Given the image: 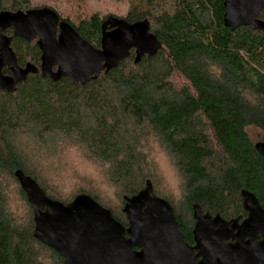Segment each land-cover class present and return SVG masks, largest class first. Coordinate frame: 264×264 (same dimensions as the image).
<instances>
[{"label": "trees", "instance_id": "1", "mask_svg": "<svg viewBox=\"0 0 264 264\" xmlns=\"http://www.w3.org/2000/svg\"><path fill=\"white\" fill-rule=\"evenodd\" d=\"M28 5L29 0H0V13L26 12ZM223 14V0H136L120 19L128 24L147 20L149 33L161 45L154 56L134 64L131 50L116 68L84 85L67 79L52 83L37 73L14 93L0 91V264H40L42 253L50 264H66L33 238V210L14 176L18 170L47 198L67 205L86 195L125 228L124 198L137 195L149 181L190 242L193 205L225 221L244 218L240 193L246 190L264 210V160L249 135L254 129L264 137V31H231L223 25ZM108 17L66 21L100 48L101 26ZM259 19L264 21V10ZM8 35L17 64L39 69L36 41L25 42L11 31ZM20 136L34 151L19 150L15 141ZM149 140L178 174L177 205L158 193L145 172ZM67 143L119 194L117 212L94 190L65 199L48 189L42 168L50 170L56 150ZM9 182L27 209L24 222L13 210Z\"/></svg>", "mask_w": 264, "mask_h": 264}, {"label": "water", "instance_id": "2", "mask_svg": "<svg viewBox=\"0 0 264 264\" xmlns=\"http://www.w3.org/2000/svg\"><path fill=\"white\" fill-rule=\"evenodd\" d=\"M223 25L231 31L248 27L264 31L259 14L264 0H223ZM25 42L37 39L40 67L17 65L10 39L3 31ZM58 36L56 37V32ZM161 45L149 33L147 20L128 24L109 16L101 26L100 48L81 38L73 27L50 8L0 13V91L14 93L29 74L56 83L67 79L84 85L107 73L134 51L133 63L152 57ZM8 68V75L2 69ZM264 160V140L255 144ZM33 210V238L55 251L66 264H264V210L256 197L242 190V209L247 217L238 224L219 215L203 214L192 206L195 245L186 244L170 205L156 197L152 185L124 198L123 227L111 213L86 195L63 205L47 198L38 185L21 171L14 174ZM260 236L261 240L257 241ZM235 241L227 244V240Z\"/></svg>", "mask_w": 264, "mask_h": 264}, {"label": "rangeland", "instance_id": "3", "mask_svg": "<svg viewBox=\"0 0 264 264\" xmlns=\"http://www.w3.org/2000/svg\"><path fill=\"white\" fill-rule=\"evenodd\" d=\"M136 3V0H29L28 10L39 8H50L61 18L77 22L79 19H89L92 15L99 18L114 16L122 18L128 11L130 4ZM174 82L179 86L182 81L175 78ZM251 139L259 143L264 137L260 132L254 129L249 130ZM15 145L22 153L28 154L34 151V146L26 139L20 136L15 141ZM149 164L145 172L150 175L159 194L168 196L174 205L180 202V179L175 169L170 164L166 154L158 147L154 140H149L147 144ZM56 155L51 169L42 168L48 177V189L56 190L65 199L81 190L96 191L99 199L105 203L108 208L117 212L119 207V194L99 175L98 169L87 162L71 143H67L62 148L56 150ZM35 162V161H34ZM58 165V166H57ZM60 177V179H55ZM10 189H13L10 198L13 202V210L21 221L27 220L25 204L19 199L16 188L9 182ZM39 256L40 264H50L48 254L42 253Z\"/></svg>", "mask_w": 264, "mask_h": 264}, {"label": "flooded vegetation", "instance_id": "4", "mask_svg": "<svg viewBox=\"0 0 264 264\" xmlns=\"http://www.w3.org/2000/svg\"><path fill=\"white\" fill-rule=\"evenodd\" d=\"M63 20H65V19H61L60 17H59V21H63ZM66 21V20H65ZM9 31H11L12 32V34H13V31H12V29H7V30H5V31H3V36H5V37H7V38H9L10 39V44H11V37H9V35H8V32ZM58 36V31L56 32V37ZM36 42H37V39H34ZM34 40H32V41H34ZM18 65V64H17ZM19 66V65H18ZM19 67H21V66H19ZM25 67V66H24ZM24 67H21V68H24ZM2 74L4 75V76H6V75H8V68L7 67H4L3 69H2ZM19 85V84H18ZM17 85V86H18ZM16 86V87H17ZM216 216V215H215ZM211 217H214V216H211ZM247 217V214L245 213V217L244 218H241V217H239V220H238V224H241L242 223V221L245 219ZM193 218V217H192ZM232 220H234V219H232ZM193 221H194V219H193ZM229 221H231V220H229ZM229 221H226V222H229ZM194 224H195V221L193 222V225H192V228H191V235H192V230H193V227H194ZM180 229V228H179ZM181 232V231H180ZM184 237V236H183ZM184 240H185V242H186V244H188L190 247H193L194 245H195V243H194V238H193V235H192V241L190 242V241H186V239H185V237H184ZM261 240V238H260V236L257 238V241H260ZM233 243H235V241H233V240H231V239H228L227 240V244H233Z\"/></svg>", "mask_w": 264, "mask_h": 264}]
</instances>
